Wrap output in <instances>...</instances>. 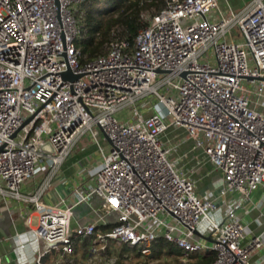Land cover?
I'll return each mask as SVG.
<instances>
[{"label": "built area", "instance_id": "obj_1", "mask_svg": "<svg viewBox=\"0 0 264 264\" xmlns=\"http://www.w3.org/2000/svg\"><path fill=\"white\" fill-rule=\"evenodd\" d=\"M88 1L0 0V204L22 202L37 216L33 228L27 210L29 230L16 235L19 248L36 246L24 264H75L81 240L150 256L160 238L184 262L212 252V264H252L263 241L246 240L240 213L264 183V0L228 6L227 17L221 0H165L133 45L114 41L92 59L78 45ZM129 107L131 120L119 121ZM170 130H183L219 174L215 192L198 193L196 166L184 171L171 158L182 143L165 138ZM85 135L98 146L95 163L56 204L42 202L54 178L67 183L62 166ZM40 174L43 186L23 195ZM94 195L103 201L97 221L74 227L73 208Z\"/></svg>", "mask_w": 264, "mask_h": 264}, {"label": "crops", "instance_id": "obj_2", "mask_svg": "<svg viewBox=\"0 0 264 264\" xmlns=\"http://www.w3.org/2000/svg\"><path fill=\"white\" fill-rule=\"evenodd\" d=\"M233 1L234 3L231 4L229 0H225L226 7L230 6L231 8L235 7L236 9L239 8L242 10L252 0H243L244 2L242 0ZM151 114V111L146 112V116ZM169 133H174L176 135H174L175 139L182 143L180 148L183 149L184 153H189V161L192 162V166H196V172L193 178L197 182L198 193L215 192L219 184V174L213 170L212 165L204 158L203 152L200 150H193V142L185 139L186 136L183 130H170L166 134V139H168ZM84 148L75 149L62 166L61 171L62 174L66 176L68 180L67 183L64 186H60L58 180L54 178L43 194L41 198L42 202L50 205L56 204L59 195L69 194L71 185L79 180V170L82 168H91L93 166L97 159L98 150H92L93 147L91 148L92 151ZM196 156H199L202 160L200 165L196 164ZM45 181V174L38 175L33 181L22 187V194L27 196L34 195L35 192L43 186ZM234 197V195H231L228 199H233ZM2 207L3 206L0 204V255L3 257L5 264H24L32 261L35 258V244L30 240L28 245L24 249H21L19 248L16 235H24L28 232L29 227L26 225V211L30 209L32 220L34 221L35 218L37 219L36 214L33 212L34 209L22 202H12L5 205V213ZM92 217L94 219L93 222H96L98 214L95 212ZM240 221L248 230L247 241L257 236L261 237L263 241L262 248L252 255L250 262L252 264H264V183L251 194L247 209H244L240 213ZM31 226L36 228L34 222ZM109 229V226H104L102 223L99 224L100 231L106 232ZM46 261L50 263L48 258L45 259V262ZM54 264L66 263L57 259L54 261Z\"/></svg>", "mask_w": 264, "mask_h": 264}, {"label": "trees", "instance_id": "obj_3", "mask_svg": "<svg viewBox=\"0 0 264 264\" xmlns=\"http://www.w3.org/2000/svg\"><path fill=\"white\" fill-rule=\"evenodd\" d=\"M108 1L112 10L98 8L95 4L97 0H89L84 6L85 18L81 24L84 38L79 40L78 45L89 59L107 54L114 41L128 40L133 45L134 38L147 23L146 13L151 11V15L156 14L165 6V0ZM115 248L108 246L103 253L108 259L116 258L114 264H212L215 260V254L209 252L194 253L184 262L183 251L162 238L154 243L150 256H144L139 249L127 245ZM165 257L173 260L164 261Z\"/></svg>", "mask_w": 264, "mask_h": 264}, {"label": "rangeland", "instance_id": "obj_4", "mask_svg": "<svg viewBox=\"0 0 264 264\" xmlns=\"http://www.w3.org/2000/svg\"><path fill=\"white\" fill-rule=\"evenodd\" d=\"M225 0H221L220 2V9L222 11H224V15L227 17L230 15V10H234L235 12L240 11L239 8H231L228 9V7H226L225 5ZM231 4L234 3L233 0H229ZM243 1V0H242ZM244 2V1H243ZM247 2V1H246ZM95 4L97 6H99L98 8L101 9H109L112 10L113 8H111L109 1L108 0H97V2H95ZM84 9L86 10V8H84V6L80 9L81 10V15H80V19H81V24L84 21L85 18V12ZM97 15V14H96ZM98 16V15H97ZM151 16V11H149V13H146V19L148 20V18ZM149 101H151L153 104L156 103L155 97H150V99H145V103L149 104ZM133 116V111L132 108H123L121 109L116 115L115 117L119 120V121H128L131 120ZM174 133H169L168 135V140L170 139H174L175 136ZM102 139V146L105 149V153L108 154L109 150H110V144L107 140H104L103 137ZM171 140V141H172ZM179 144L178 142H174L172 141L171 144ZM85 147V148H84ZM93 147L92 150H98V146L97 144L94 142V140L92 139L91 136L89 135H85L83 136L80 141L78 142L77 146L75 147V149H87V150H91V148ZM181 147V146H180ZM178 147V149L175 151V153H173V155L171 156L172 159H180L179 161V167L184 170L187 171L188 169H192V162L189 161L190 156L188 158H183L184 156V151L182 148ZM74 149V150H75ZM86 150V151H87ZM91 150V151H92ZM74 152V151H73ZM191 165V166H190ZM195 175H193L194 177ZM199 181V180H198ZM103 201L102 199L98 196V195H94L93 198L86 203H83L81 205L76 206L75 208H73L72 212H73V226L77 227V226H85L88 223H91L94 221L92 215L97 212L99 210V207L102 205ZM4 209V213L6 212V208L4 204H1ZM104 220L110 224H116L117 222V217L114 215H109L106 216L104 218ZM34 225L37 224V219H34ZM108 246H112V247H120L119 245L115 244V243H110ZM78 248L79 250L76 252L75 256H74V261L75 264H110L108 261V258L105 257L103 255V252L101 251V246L100 245H93L92 242H87L85 240H81V242L78 244ZM115 248V249H116ZM171 260H173L171 257H165L164 261H168L171 262ZM47 262V261H46Z\"/></svg>", "mask_w": 264, "mask_h": 264}, {"label": "water", "instance_id": "obj_5", "mask_svg": "<svg viewBox=\"0 0 264 264\" xmlns=\"http://www.w3.org/2000/svg\"><path fill=\"white\" fill-rule=\"evenodd\" d=\"M71 76V73H66V74H64V77L66 78V77H70ZM80 76H75V77H73L74 79H78ZM208 241H212V239L211 238H206Z\"/></svg>", "mask_w": 264, "mask_h": 264}]
</instances>
